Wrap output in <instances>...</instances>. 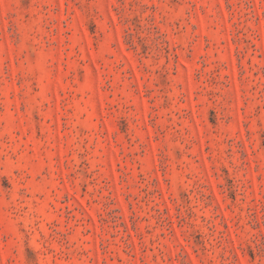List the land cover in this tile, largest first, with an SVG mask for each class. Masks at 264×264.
Instances as JSON below:
<instances>
[{
    "label": "rangeland",
    "instance_id": "rangeland-1",
    "mask_svg": "<svg viewBox=\"0 0 264 264\" xmlns=\"http://www.w3.org/2000/svg\"><path fill=\"white\" fill-rule=\"evenodd\" d=\"M0 264H264V0H0Z\"/></svg>",
    "mask_w": 264,
    "mask_h": 264
}]
</instances>
